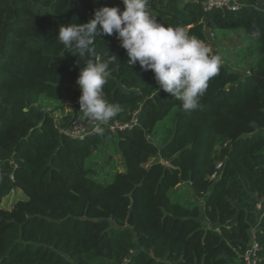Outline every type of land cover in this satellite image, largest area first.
<instances>
[{
    "label": "trees",
    "instance_id": "16d2710c",
    "mask_svg": "<svg viewBox=\"0 0 264 264\" xmlns=\"http://www.w3.org/2000/svg\"><path fill=\"white\" fill-rule=\"evenodd\" d=\"M205 1L149 0L148 9L204 43L218 30L252 41L238 48L246 59L223 62L199 109L182 111L151 70L129 66L115 33L103 35L97 53L120 59L105 98L122 111L103 135L73 137L66 129L80 111L85 59L58 43L59 29L125 5L0 0V264H246L253 230L264 264V0H243L236 11ZM44 99L70 101L74 112L59 123ZM115 122L129 126L114 132ZM99 149L109 160L119 154L125 170L96 178ZM15 188L26 198L3 207Z\"/></svg>",
    "mask_w": 264,
    "mask_h": 264
},
{
    "label": "clouds",
    "instance_id": "9594fccd",
    "mask_svg": "<svg viewBox=\"0 0 264 264\" xmlns=\"http://www.w3.org/2000/svg\"><path fill=\"white\" fill-rule=\"evenodd\" d=\"M125 8L102 6L86 23L61 26L57 41L66 51L84 57L76 84L81 90L80 111L98 122L95 132L104 134V125L122 111L119 103L105 98L104 86L112 71L119 70V58L108 50L102 58L96 40L116 34L126 50L129 66L139 64L151 70L159 88L181 101V109L190 113L199 109L209 81L219 75L223 61L206 43L190 35L183 26H165L148 10L149 0H122ZM259 38L260 32L252 33ZM112 66V67H110Z\"/></svg>",
    "mask_w": 264,
    "mask_h": 264
},
{
    "label": "rangeland",
    "instance_id": "374dc122",
    "mask_svg": "<svg viewBox=\"0 0 264 264\" xmlns=\"http://www.w3.org/2000/svg\"><path fill=\"white\" fill-rule=\"evenodd\" d=\"M260 5H263V1ZM211 34L212 33L209 31V39L213 54L220 55L222 61L225 62L227 66H230L232 62H235V60H243L248 57L243 55L242 52L238 50V48L240 44L248 45L253 43L246 38L245 34L241 30H218L216 31V34L218 35L217 39H214V36ZM252 57L250 58L255 59L257 55L254 54ZM42 106L51 110L59 123L61 122L63 116L73 114L75 109V105L70 101L62 102L58 100L44 99L42 101ZM76 119H78L80 122H86L89 120V118L86 117L82 111L78 112ZM111 158L112 160L107 159L106 154L101 149L96 151L92 157L94 161L92 165L96 170V174H94V176H96V178L101 181H108L112 179L115 172L114 168L125 170L124 163L119 154L116 153ZM183 192L187 195L192 194L191 191L186 189H184ZM174 197H176V194H174ZM20 198L25 199L26 195L21 189L15 188L8 196L4 198L2 206L5 208H11L15 200Z\"/></svg>",
    "mask_w": 264,
    "mask_h": 264
},
{
    "label": "built area",
    "instance_id": "2783aa9c",
    "mask_svg": "<svg viewBox=\"0 0 264 264\" xmlns=\"http://www.w3.org/2000/svg\"><path fill=\"white\" fill-rule=\"evenodd\" d=\"M243 4V0H206L203 4L205 9H212V8H218L221 10H229V11H236L238 10ZM212 35V34H211ZM209 47L211 45L209 43H206ZM98 122L95 121H78V119L74 120V124L66 129V131L73 137H84L88 133H95V125ZM128 123H120L115 122L109 125V128L112 131H117L120 129H123L125 127H128ZM222 167V163L217 164V169H220ZM217 174H213L212 177H216ZM257 209L259 212L264 211V198L261 199L257 204ZM253 242L247 249V251L244 254V259L246 264H256L257 263V256H256V250L258 248V243L255 240V231L253 230Z\"/></svg>",
    "mask_w": 264,
    "mask_h": 264
},
{
    "label": "water",
    "instance_id": "95a60500",
    "mask_svg": "<svg viewBox=\"0 0 264 264\" xmlns=\"http://www.w3.org/2000/svg\"><path fill=\"white\" fill-rule=\"evenodd\" d=\"M184 4H185V0H179V5L180 6H184Z\"/></svg>",
    "mask_w": 264,
    "mask_h": 264
}]
</instances>
